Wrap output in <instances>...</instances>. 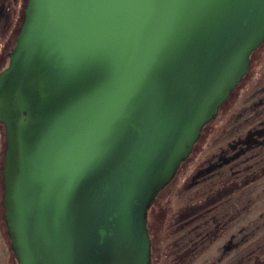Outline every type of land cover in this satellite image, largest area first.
Listing matches in <instances>:
<instances>
[{"label": "water", "instance_id": "95a60500", "mask_svg": "<svg viewBox=\"0 0 264 264\" xmlns=\"http://www.w3.org/2000/svg\"><path fill=\"white\" fill-rule=\"evenodd\" d=\"M264 43V0H27L0 70L16 264H150L146 212Z\"/></svg>", "mask_w": 264, "mask_h": 264}, {"label": "rangeland", "instance_id": "374dc122", "mask_svg": "<svg viewBox=\"0 0 264 264\" xmlns=\"http://www.w3.org/2000/svg\"><path fill=\"white\" fill-rule=\"evenodd\" d=\"M22 1L0 0V70L17 35L18 17L26 5ZM4 151L0 124V166ZM263 171L264 43L251 55L248 72L230 99L203 128L191 154L147 210L148 224H154L160 236V263L164 259L166 264L264 260ZM232 183L238 184L237 189L206 211L175 221L182 211L215 197L216 191ZM2 200L0 186V264H16L3 223Z\"/></svg>", "mask_w": 264, "mask_h": 264}, {"label": "trees", "instance_id": "16d2710c", "mask_svg": "<svg viewBox=\"0 0 264 264\" xmlns=\"http://www.w3.org/2000/svg\"><path fill=\"white\" fill-rule=\"evenodd\" d=\"M26 1L27 0H23L22 1L23 6L26 4ZM18 19H19V21H18L17 27L15 29L16 32H18V30H19V28H20V26L22 24V21L24 19V11H23V9H21L20 15H19ZM254 53L255 52H253L252 55ZM2 59H3V57L0 58V60H2ZM250 61H251V57H250ZM232 94H233V92L231 93V95ZM231 95L229 96L228 100L230 99ZM227 101H226V103H227ZM226 103H224V105ZM224 105L221 106V109L224 107ZM3 164H4V158L2 157V165L0 166V186H1V192H2V194H3V185H2V179H3L2 169H3ZM234 185H235V183L229 184L228 186H224L225 189H221V190H218V191L215 192V194L213 195L215 197H208L205 201L199 202L196 205L190 206V208L187 211L184 210V211H182V214H180L179 216H175L174 217L175 218V221H181V220L187 218V216L194 215V214H196V213H198V212H200V211H202V210H204L206 208H209L210 206L213 205L214 202L220 201L223 197H225L226 195H228L229 193H231V191H232L231 189H233V186ZM159 194L157 195V197L153 201V203L156 202ZM151 205L149 206V208L151 207ZM149 208L147 209L148 211L150 210ZM148 211L146 212V218L147 219H148ZM147 219H146V224H147L148 232H149V235H150V241H151V250H150V252H151V263L150 264H160L159 263V260H158L159 259V241H160V236L157 234L159 232H158L157 228H154V224H152V225L151 224L150 225L148 224ZM3 223H4V226H5V222L4 221H3ZM154 229H155V231H154ZM155 232H156V234H155ZM165 262H166V260L164 259L161 262V264H165ZM254 264H264V260H261V261H258L257 260Z\"/></svg>", "mask_w": 264, "mask_h": 264}, {"label": "flooded vegetation", "instance_id": "af4514ba", "mask_svg": "<svg viewBox=\"0 0 264 264\" xmlns=\"http://www.w3.org/2000/svg\"><path fill=\"white\" fill-rule=\"evenodd\" d=\"M256 51H257V50H256ZM256 51H255V52H256ZM242 80H243V79H242ZM240 83H241V82H240ZM240 83H239V84H240ZM239 84H238V85H239ZM238 85H237V87H238ZM237 87H236V88H237ZM236 88H235V89H236ZM235 89H234V91H235ZM234 91H233V92H234ZM227 100H228V99H227ZM225 103H226V102H225ZM223 105H224V104H223ZM220 110H221V108H220ZM220 110H219V111H220ZM237 187H238V184L235 183V185L233 186L232 191L235 190V189H237ZM206 209H207V208H206ZM206 209H204V210L206 211ZM205 211H204V212H205ZM198 213H199V212H198ZM200 213H202V211H200ZM200 213H199V214H200ZM194 215H195V214H194ZM196 215H197V213H196ZM190 216H191V215H190ZM187 218H188V216H187ZM155 234H156V232H155ZM159 252H160V251H159ZM183 256H186V254H183ZM179 258H180L179 261H182V257H179ZM158 260H159V263H160V259H158ZM166 263H167V261L165 262V264H166ZM160 264H161V263H160Z\"/></svg>", "mask_w": 264, "mask_h": 264}]
</instances>
